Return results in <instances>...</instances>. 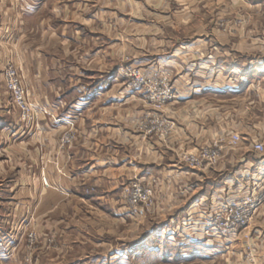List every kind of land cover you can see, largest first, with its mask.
I'll return each mask as SVG.
<instances>
[{"label":"crops","instance_id":"0c3cea01","mask_svg":"<svg viewBox=\"0 0 264 264\" xmlns=\"http://www.w3.org/2000/svg\"><path fill=\"white\" fill-rule=\"evenodd\" d=\"M239 11L251 19L223 28L212 23ZM259 13L264 14V0H0V177H8L0 185V234L4 226L12 233L17 225L23 229L20 224L31 219L41 246L49 233L57 240L53 248L62 252H45L39 264H62L75 236L67 230L75 229L72 222L80 213L86 210L89 225L94 214L132 220L120 187L135 177L155 176L160 178L157 218L165 212L168 219L160 222L181 224L182 230L140 236L137 254L143 244L165 235L178 247L149 248L151 260L264 264V204L246 229L229 237L204 234L198 226L202 209L218 202L222 189L237 200L251 179L264 183V153L258 161L248 155L251 141L264 145V137L253 130L264 127L254 119L255 112H264V24L252 21ZM112 14L148 15L149 31L133 27L128 35L122 25L111 27ZM194 16L198 23L191 28ZM172 18L182 23H168ZM190 30L198 39L166 35ZM126 54L142 67L165 63L173 75L177 97L162 111L176 125L168 142L136 129L150 107L115 73ZM8 60L21 70L29 95L44 113L33 131L22 129L10 108L2 83ZM67 119L74 135L64 147ZM233 133L241 142L223 152L218 167L190 171L180 166L182 152L213 141L225 144ZM245 139L249 146L242 147ZM254 165L261 175L253 172ZM224 175V187L209 181ZM113 258L102 264H112Z\"/></svg>","mask_w":264,"mask_h":264},{"label":"rangeland","instance_id":"374dc122","mask_svg":"<svg viewBox=\"0 0 264 264\" xmlns=\"http://www.w3.org/2000/svg\"><path fill=\"white\" fill-rule=\"evenodd\" d=\"M113 6V2L111 4V8ZM176 8H180L179 6H176ZM126 12H129V9L127 7ZM247 17L251 19L249 16L245 15V13H241L240 11L238 12L237 15H222L220 17H217L216 20L214 21V18L212 19V23L219 28L220 27H225L226 25H240L244 24L245 22L247 23ZM125 21V22H122ZM168 23H173V24H181L182 21L181 19L175 20V18H172L170 21L167 20ZM253 23H262L264 24V14L261 16L259 14L253 15L252 18ZM125 23V24H124ZM164 21L162 19L159 20V25L163 24ZM191 28H196L197 27V17L194 16L191 20ZM111 27H114L116 24L119 26L122 25L126 29V33L128 35H133L131 34L133 32V27H136V29H139V27L142 28L143 32L144 31H149L147 28L150 24V17L147 16H140V15H135V16H119V15H113L111 16V21H110ZM185 25V24H184ZM117 26V25H116ZM122 28V29H124ZM145 29V30H144ZM193 30V29H192ZM190 32H180L178 31L177 33H171L168 32L166 35L170 36L173 38L174 34H178V38L182 39L183 37H186V39H198V35L196 31ZM164 36V34L162 33ZM150 66L152 68H150ZM149 67H142L134 62H132V59L130 55L122 56L120 58V62L117 65L115 69V73L118 75L121 81L125 84L126 88L129 87L132 91H136L138 93H141L143 96L144 101L146 104L150 107L146 113L142 115V117L137 121L136 123V129L138 132H140L144 136L148 137H155L157 138L160 142H168L171 140V138L174 136L175 131H176V125L173 121H171L169 118H167L165 115L162 114L163 109L169 105L171 102H173L176 97L177 93L176 90L173 86V75L171 71L169 70L168 66H166L165 63H157L155 62L154 64H151ZM130 67H133L134 69L138 70L140 69L143 73L148 74L149 72H153L155 70L159 71H164L168 72L170 74V79H171V86L174 94V99L166 104H164L162 107H158L157 104H153L148 98V94L145 95L142 91L134 88L131 84V82L122 77L120 75V72L122 69H128ZM149 69V70H147ZM15 71V76H14V82L16 83V86L19 90L22 91L23 93V103L28 107L31 112L28 117H26L25 113L21 109V106L18 104L16 100V96L14 95L13 91L10 89V83L11 79L7 76L11 71ZM2 83L3 87L5 89V92L8 94L9 97V103H10V108L14 110L17 113L19 122L21 123V128L26 129L27 131H33L37 127V122L41 120L42 115H44L43 111L41 108H38L36 103L32 100L31 96L29 95V91L27 88V85L24 80V76L21 72V70L13 63V61L8 60L4 63L3 69H2ZM195 93H199L200 89L195 88L194 89ZM146 116L151 117V116H157L160 119H163L167 121L169 124L173 125V128L166 133H158V132H152V133H146L143 130H140L138 128V123L140 120H143ZM254 119L255 121H260L264 123V112H255L254 113ZM71 121L68 119L65 120V127L66 130L62 134V139H61V144L64 147H68L72 144L73 141V127L69 125ZM253 130L258 133L259 135L261 134L264 137V127H257L253 128ZM32 133V132H31ZM237 134V133H236ZM239 135V134H238ZM240 136V135H239ZM71 137V140L69 143H64L66 141L65 138ZM230 137V136H229ZM241 139V136H240ZM249 140L243 141L242 147H247L249 146L248 143ZM253 141H251V144ZM256 143V142H255ZM227 143H222L221 141H213L211 143L202 145L196 149H193L191 151H184L179 155L178 162L181 167H184L190 171H199L202 169H208V168H214L218 167L219 164L221 163L223 157H224V151H231L234 150L235 148L231 149L227 146ZM240 144V143H239ZM218 147H222L223 149L220 150V159L218 162L212 165H207L203 164L200 167H192L190 166L189 162H187V159L191 155H198L199 153L203 152L205 149H217ZM238 147V146H237ZM236 147V148H237ZM226 148V150H225ZM252 148V145H251ZM243 151V150H242ZM250 156V159H253L254 161H258V154L255 151L250 152L248 154ZM257 163V162H254ZM241 165L239 164V168ZM256 166H253V172L256 169ZM229 171V168H228ZM255 174H260L258 170L254 172ZM253 175L251 172L250 175ZM262 174V173H261ZM260 174V175H261ZM263 178V177H262ZM8 177H5V175L0 177V185L5 184L7 181ZM259 178H253L249 182V186H246L245 188H240V190L237 192L239 194L237 201L243 197V195L249 190V188L253 185V183H260L261 179L258 180ZM46 181L47 185H45ZM159 180L160 178L157 177H143V178H132L129 181H127L124 185L120 187L119 190V195L121 197V200L125 204L126 208L128 209L129 213L131 214L132 220H125V221H118L113 220L108 214L106 215L108 220L104 217H98L97 214H94L93 217H95V222L91 225L87 224V217L86 215V210H84L83 213H80L81 218L78 219L77 222H72V224H75V229L67 230L71 231L74 233V238L72 240V243L70 245V253L67 254V256H64L62 259V264H102L103 262L107 263L105 261L107 258H113L111 259L112 264H176L177 262L174 260H170L169 258L166 257H159L156 260H151L149 253L151 251L149 248H154V247H159L161 249H171V248H177L178 246L175 241H170L167 239V236H165L167 233L174 232L176 230L181 231L182 226L181 224H166L163 222H160L162 220H167L168 216L164 212L165 216L163 218H157V211L158 207H155L156 205V197L160 195L159 192ZM212 184L217 183V184H222L224 187V184L227 183L228 181V176L224 175L221 179L214 180L213 177L211 180H209ZM137 183L141 187H151L152 189V197L150 198L149 203L145 206L143 205V214H133L130 212V205L127 201V197L124 195V189L128 187L129 185ZM41 184L42 186L46 189L49 187V184L47 182V179L42 177L41 179ZM264 185V183H263ZM235 194V193H234ZM218 196H221L222 198L218 200V202H215L214 204L217 203H232L236 201L234 198H230V195L226 189H222L221 192L217 193ZM213 204V203H211ZM210 204V206H211ZM209 206V207H210ZM160 211H164L163 208H160ZM209 212V208L202 209L201 213V219L198 224L200 231L203 233L202 225L201 222L202 217L206 216V214ZM89 214V212H88ZM129 217V216H128ZM251 222V221H250ZM16 224V223H15ZM17 225V224H16ZM12 225V226H16ZM32 220L29 219L23 224H20V226L23 229H20L19 226H16V229L13 231L10 230L8 231V228L4 226L2 233L0 234V264H39L41 258L44 256L45 252L49 254L55 253L57 255L62 254V252L57 251L53 248L57 244V240H55V237L49 233L45 234V247L43 248V245L41 246V236L40 233L37 230L36 226H32ZM249 225V224H248ZM248 225L245 228L240 229L239 231H242L248 227ZM11 227V226H9ZM186 228V227H185ZM17 231L19 233H17ZM163 232L164 237L159 238V240H149L145 244H143V248L140 252L135 251L136 248H138L137 244L139 242L140 236L145 235L148 232ZM238 231V232H239ZM15 232L17 235H15ZM53 234V233H52ZM205 234V233H204ZM29 235H34V239L30 240ZM220 237L221 235H224V237H229L230 235L224 232L219 233ZM13 237V238H12ZM229 238H227L228 240ZM225 240V239H224ZM222 240V241H224ZM225 240V241H227ZM221 241V242H222ZM40 242V243H39ZM174 245H172V244ZM119 251L116 255V251ZM54 258V256H51ZM124 257V258H123ZM91 261V262H90Z\"/></svg>","mask_w":264,"mask_h":264},{"label":"built area","instance_id":"2783aa9c","mask_svg":"<svg viewBox=\"0 0 264 264\" xmlns=\"http://www.w3.org/2000/svg\"><path fill=\"white\" fill-rule=\"evenodd\" d=\"M120 75L128 79L132 86L157 104L162 107L164 104L174 99V94L171 86L170 74L164 71H151L148 74L143 73L140 69L136 70L133 67L122 69ZM7 76L11 79L10 89L16 96L18 104L25 113L29 116L31 110L23 103V93L19 90L14 82L15 71H11ZM138 128L146 133L158 132L160 134L169 132L173 125L167 121L160 119L157 116H146L138 123ZM64 143H69L71 137L65 138ZM241 142L240 136L236 133L230 135L227 146L231 149L236 148ZM205 149L198 155H191L187 159L190 166L200 167L203 164L212 165L220 159V150ZM252 149L258 154L264 153V145L260 142L252 144ZM45 185H47L44 180ZM124 195L127 197L130 212L133 214H143V205H147L152 197L151 187H141L137 183H133L124 189ZM264 204V185L263 183H253L249 190L238 201L232 203H217L211 204L209 212L202 217L203 233H227L229 235L237 233L240 229L245 228L252 220L258 209ZM201 219V218H200ZM30 240H33L34 235H29Z\"/></svg>","mask_w":264,"mask_h":264}]
</instances>
